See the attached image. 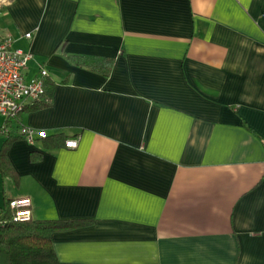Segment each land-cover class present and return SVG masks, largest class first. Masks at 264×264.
Listing matches in <instances>:
<instances>
[{
	"label": "crops",
	"instance_id": "obj_1",
	"mask_svg": "<svg viewBox=\"0 0 264 264\" xmlns=\"http://www.w3.org/2000/svg\"><path fill=\"white\" fill-rule=\"evenodd\" d=\"M4 39L51 92L0 117V208L77 221L61 264H264V0H12Z\"/></svg>",
	"mask_w": 264,
	"mask_h": 264
},
{
	"label": "trees",
	"instance_id": "obj_2",
	"mask_svg": "<svg viewBox=\"0 0 264 264\" xmlns=\"http://www.w3.org/2000/svg\"><path fill=\"white\" fill-rule=\"evenodd\" d=\"M73 62L86 66L104 77L110 73L111 62L108 60L80 59L73 60ZM44 88L46 97L51 92V87L45 82ZM45 100L35 103L32 108H42L49 105ZM8 134L7 132L5 135L8 136ZM19 137L22 138L20 134ZM56 139L49 136L45 140L54 143L55 146L64 144V138L61 140L62 144ZM0 159V172L3 174L11 173L12 176H15L10 168L7 154L2 153ZM76 222L33 219L26 222H14L13 211L7 203L0 208V264H61L53 250L52 236L60 231L73 228Z\"/></svg>",
	"mask_w": 264,
	"mask_h": 264
},
{
	"label": "built area",
	"instance_id": "obj_3",
	"mask_svg": "<svg viewBox=\"0 0 264 264\" xmlns=\"http://www.w3.org/2000/svg\"><path fill=\"white\" fill-rule=\"evenodd\" d=\"M12 0H0V8L8 5ZM30 38V35H26ZM32 59L30 53H24L12 47L9 39L0 41V117L9 120L16 119L27 105L44 100V80L48 76L43 69L38 77L26 83L23 71ZM2 129L0 133L4 134ZM19 134L25 142L32 144L36 140H45L47 134L29 127H20ZM77 140H66L68 149H75ZM31 201L28 198L13 199L9 208L13 211L14 222H26L32 219Z\"/></svg>",
	"mask_w": 264,
	"mask_h": 264
},
{
	"label": "rangeland",
	"instance_id": "obj_4",
	"mask_svg": "<svg viewBox=\"0 0 264 264\" xmlns=\"http://www.w3.org/2000/svg\"><path fill=\"white\" fill-rule=\"evenodd\" d=\"M2 121V119H0V122Z\"/></svg>",
	"mask_w": 264,
	"mask_h": 264
}]
</instances>
